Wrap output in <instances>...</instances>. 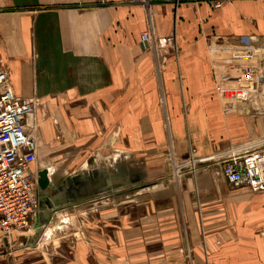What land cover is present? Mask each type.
<instances>
[{
  "label": "crops",
  "instance_id": "crops-1",
  "mask_svg": "<svg viewBox=\"0 0 264 264\" xmlns=\"http://www.w3.org/2000/svg\"><path fill=\"white\" fill-rule=\"evenodd\" d=\"M182 4L0 0L12 93L49 103L65 148L88 150L86 176L107 174L67 210H80L82 237L65 264H264V193L231 188L218 161L264 148V0ZM149 30L172 45L143 47ZM32 138L31 171L52 182ZM123 157L140 183L126 194L109 184ZM47 191L35 218L54 204ZM30 225L0 235V264L37 263L27 244L47 229Z\"/></svg>",
  "mask_w": 264,
  "mask_h": 264
},
{
  "label": "built area",
  "instance_id": "built-area-1",
  "mask_svg": "<svg viewBox=\"0 0 264 264\" xmlns=\"http://www.w3.org/2000/svg\"><path fill=\"white\" fill-rule=\"evenodd\" d=\"M147 7L155 2L178 6L212 0H127ZM102 5L105 0H93ZM140 43L151 49L165 48L172 37L156 38L152 31L140 35ZM33 104L15 97L8 77L0 70V234L10 239L16 232L26 231L39 206L36 175L31 171L37 161V146L25 131L26 119ZM222 175L233 189L247 188L264 193V149H252L222 157Z\"/></svg>",
  "mask_w": 264,
  "mask_h": 264
},
{
  "label": "rangeland",
  "instance_id": "rangeland-1",
  "mask_svg": "<svg viewBox=\"0 0 264 264\" xmlns=\"http://www.w3.org/2000/svg\"><path fill=\"white\" fill-rule=\"evenodd\" d=\"M222 1L224 0H212L211 4L217 5ZM23 100L31 101L33 104L32 112L28 116L25 126H28L27 133L36 138L39 145L38 169L47 168L51 170V185L57 188L64 185V183L66 185L67 178H71L78 173L85 174V169L81 168L82 162L88 155V150H82L81 148L76 150L65 148V135L63 133H56L53 119L51 120L50 118L49 103L31 99ZM256 149L264 148L257 147ZM120 166L121 167H119L115 173H117L119 178L122 177L125 181L118 192L126 194L129 193L131 189L136 188L140 183L136 181V177H132L127 157H123L122 165ZM107 169L109 172H113V169H111V171L108 167ZM47 192L48 195H50V199L52 198L55 200L53 202L54 204L48 201V205H46L47 211L43 209V212H38L36 218L33 217L35 219L31 220L39 226L40 232H46L45 229H47L46 236L43 239L40 237L35 239L32 238V241L27 244V252L31 253L28 257L33 259V254L36 251V264H65L66 246L68 248L72 246L76 249V242L81 241L80 238L82 237L80 210L79 213L77 210H67L70 208V205L75 202H81L84 197L75 199L72 202L70 201L69 205L64 203L60 204L56 197L59 191L56 189H48ZM124 199H127L125 201H129L128 197L123 198V201ZM42 206L44 205L42 204ZM61 211H63V217L58 220L55 216L57 213H61ZM51 228L53 231L49 234ZM26 231H22L21 233H25ZM2 236L3 235H1V237ZM2 238L8 242L6 238ZM9 244H11V242ZM9 247L10 254L16 252L15 249H17V247L11 245H9ZM25 264H32V262L28 263V261H25Z\"/></svg>",
  "mask_w": 264,
  "mask_h": 264
},
{
  "label": "water",
  "instance_id": "water-1",
  "mask_svg": "<svg viewBox=\"0 0 264 264\" xmlns=\"http://www.w3.org/2000/svg\"><path fill=\"white\" fill-rule=\"evenodd\" d=\"M107 174L103 169H95L87 177L75 175L66 179V190L60 187H54L51 185L48 178V171L43 170L39 173L37 178V187L39 196H43L44 191L48 189H56L59 191V196L63 198V203L83 197L91 196L92 194L99 192L100 189L107 186L106 183ZM124 179H115L111 181V186L114 190L122 187Z\"/></svg>",
  "mask_w": 264,
  "mask_h": 264
},
{
  "label": "bare ground",
  "instance_id": "bare-ground-1",
  "mask_svg": "<svg viewBox=\"0 0 264 264\" xmlns=\"http://www.w3.org/2000/svg\"><path fill=\"white\" fill-rule=\"evenodd\" d=\"M181 5H183V4H181ZM178 7H179V6H178ZM143 47H144V46H143ZM91 173H92V172H91ZM91 173H90V174H91ZM78 175H79V176L87 177L86 174H80V173H78ZM48 178H49V176H48ZM49 180H50V179H49ZM50 183H51V182H50ZM109 184H110V183H109ZM62 188L66 190V188H67V184H66V186H62ZM68 204H69V202H68Z\"/></svg>",
  "mask_w": 264,
  "mask_h": 264
}]
</instances>
